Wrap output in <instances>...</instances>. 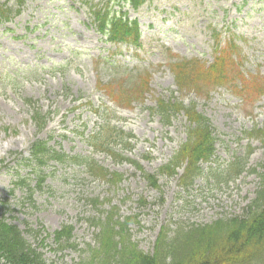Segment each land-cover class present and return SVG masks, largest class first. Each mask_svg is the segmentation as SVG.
<instances>
[{
    "label": "rangeland",
    "instance_id": "obj_1",
    "mask_svg": "<svg viewBox=\"0 0 264 264\" xmlns=\"http://www.w3.org/2000/svg\"><path fill=\"white\" fill-rule=\"evenodd\" d=\"M0 2L15 6V0ZM105 2L27 0L19 15L0 20V216L18 225L35 246L39 239L28 230L42 229L46 242L39 249L55 264L86 258L96 233L91 222L108 211L131 217L132 239L152 253L162 225L174 230L239 216L256 197L259 178L247 171L227 181L226 173L217 178L208 169L211 164L203 163L204 176L189 190L179 185L183 168L178 176L161 175L186 140L188 120L179 113L165 125L153 112L160 97L194 102L210 119L216 137L213 162L220 170L249 152L246 168L262 170L264 163L262 142L247 137L264 126V0H147L138 10L125 5L129 18L139 23V45H116L99 32L92 9ZM229 36L240 48L241 74L232 85L242 93L211 85L206 71L198 75L200 87L180 89L169 62L179 58L208 66L217 43L222 47ZM146 72L148 90L131 93ZM249 85L254 88L247 90ZM37 108L49 114L42 130L31 118ZM103 118L133 136L122 144L120 138L113 141L121 157L93 151L86 141ZM38 139L71 155L93 157L122 178L108 184L84 166L55 161L36 168L27 158ZM145 172L157 177L159 189ZM39 174L44 176L40 184ZM22 179L33 188L32 197ZM64 224L74 227L77 249H58L53 233Z\"/></svg>",
    "mask_w": 264,
    "mask_h": 264
},
{
    "label": "trees",
    "instance_id": "obj_2",
    "mask_svg": "<svg viewBox=\"0 0 264 264\" xmlns=\"http://www.w3.org/2000/svg\"><path fill=\"white\" fill-rule=\"evenodd\" d=\"M26 1L15 0V6H9L8 2H0V20L9 21L13 16L19 15ZM146 1L108 0L101 7L99 5L93 7L92 18L107 41L116 45L121 42L139 45L142 35L139 23L136 19L129 18L128 12L124 11L123 7L129 5L133 10H138ZM110 2L119 4V8L114 9ZM236 44L235 36H229L222 47L217 43L214 60L208 66L197 60L179 58L169 62L177 86L184 90L193 86L200 87L198 75L206 71L208 78L212 79L211 85L224 86L232 92L242 93V90L237 92L232 85L237 82L235 78L241 74L238 70V65H241V59L238 62L240 48ZM139 78L141 81L134 86L131 93L141 94L148 90V73L140 75ZM250 87L254 88L249 85L246 89L249 90ZM111 93L115 95L113 90ZM96 111L99 114V110ZM153 112L160 116L165 125L170 124L172 118L179 113L184 114L188 120L186 140L161 167V175L178 176L179 170L183 168L179 185L182 190H189L198 177L204 176L203 163L211 164L208 169L211 175L217 178H223L222 174L226 173L227 181L237 178L247 169L248 173L256 174L259 178L256 197L247 206L246 212L239 216H223L208 224L179 225L174 230L170 224L162 225L152 253L143 251L132 239L131 217L122 218L118 212L108 211L105 216L98 215L94 218L95 222H91L96 229L94 244L89 243L90 254L86 258H81L77 264H250L251 262L264 264V163L262 170L246 168L251 153L249 152L244 158L235 156L225 169L220 170L219 165L213 162L216 151L214 128L210 119L197 110L194 102L185 104L175 96L168 99L160 97ZM31 118L38 130H42L48 122L49 114H43L37 108L33 110ZM115 128L109 118H103L99 129L86 138L93 151L105 152L114 159L121 157L122 154L114 150L117 145L113 141L120 138L119 142L122 144L124 138L130 139L133 136ZM256 132L257 134L248 132L247 137L260 139L264 146V126ZM110 137H113V140L109 141ZM30 152L31 156L27 159L33 162L36 168L41 169L50 161H55L84 166L91 177L108 184H116L117 178L118 180L122 178L121 173L104 168L93 157L68 154L41 139L32 143ZM126 159L142 169L130 158ZM212 164L215 166L212 167ZM143 175L151 186L159 189L160 185L154 174L145 172ZM39 178L40 184L44 176L40 175ZM20 183H26L32 197L33 188L24 179ZM28 231L39 239L36 246L25 237L18 225L0 216V264H55L49 262L39 249L46 242V237H41L42 229L29 228ZM73 233L74 227L70 224L62 225L53 233L59 250L78 248V244L73 240Z\"/></svg>",
    "mask_w": 264,
    "mask_h": 264
}]
</instances>
